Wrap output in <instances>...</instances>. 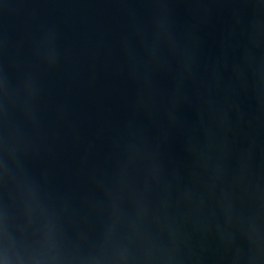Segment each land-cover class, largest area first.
I'll return each mask as SVG.
<instances>
[{
	"label": "water",
	"instance_id": "water-1",
	"mask_svg": "<svg viewBox=\"0 0 264 264\" xmlns=\"http://www.w3.org/2000/svg\"><path fill=\"white\" fill-rule=\"evenodd\" d=\"M0 264H264V0H2Z\"/></svg>",
	"mask_w": 264,
	"mask_h": 264
}]
</instances>
